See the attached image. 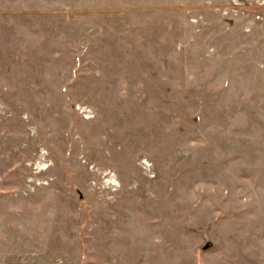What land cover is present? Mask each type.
Masks as SVG:
<instances>
[{"label":"rangeland","instance_id":"1","mask_svg":"<svg viewBox=\"0 0 264 264\" xmlns=\"http://www.w3.org/2000/svg\"><path fill=\"white\" fill-rule=\"evenodd\" d=\"M0 264H264V0H0Z\"/></svg>","mask_w":264,"mask_h":264},{"label":"water","instance_id":"2","mask_svg":"<svg viewBox=\"0 0 264 264\" xmlns=\"http://www.w3.org/2000/svg\"><path fill=\"white\" fill-rule=\"evenodd\" d=\"M212 246L211 242L206 238V243L203 246V250H207L208 248H210Z\"/></svg>","mask_w":264,"mask_h":264}]
</instances>
